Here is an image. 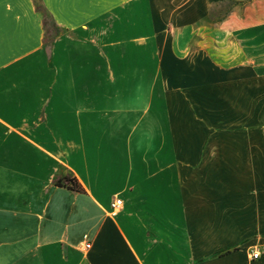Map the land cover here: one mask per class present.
<instances>
[{
  "label": "crops",
  "instance_id": "obj_1",
  "mask_svg": "<svg viewBox=\"0 0 264 264\" xmlns=\"http://www.w3.org/2000/svg\"><path fill=\"white\" fill-rule=\"evenodd\" d=\"M41 2L47 41L35 0H0V264H264V0ZM133 45L179 186L132 172L110 193L87 113Z\"/></svg>",
  "mask_w": 264,
  "mask_h": 264
},
{
  "label": "rangeland",
  "instance_id": "obj_2",
  "mask_svg": "<svg viewBox=\"0 0 264 264\" xmlns=\"http://www.w3.org/2000/svg\"><path fill=\"white\" fill-rule=\"evenodd\" d=\"M126 51L127 56L115 65L117 81H107L104 75L97 112L87 113L85 139L103 140L101 145L99 141L88 144V150L98 154L94 156L100 159L104 173L108 170L116 178L109 185L110 193L123 186L132 172L133 179H143L150 186L176 188L178 175L175 169H170L175 168V160L153 154L166 131L165 140H171L169 129L160 118V85L155 80L157 61L151 55L153 51L136 45ZM96 118L97 125L91 124ZM95 161L91 160L92 164Z\"/></svg>",
  "mask_w": 264,
  "mask_h": 264
},
{
  "label": "trees",
  "instance_id": "obj_3",
  "mask_svg": "<svg viewBox=\"0 0 264 264\" xmlns=\"http://www.w3.org/2000/svg\"><path fill=\"white\" fill-rule=\"evenodd\" d=\"M37 9L44 13V25L47 29L46 41L54 38L56 36L57 28L54 22L51 20L48 12L46 11L41 0H35ZM56 184L59 186H65L66 188L75 191L82 192L83 188L75 177L68 176L65 179H59L56 181Z\"/></svg>",
  "mask_w": 264,
  "mask_h": 264
},
{
  "label": "built area",
  "instance_id": "obj_4",
  "mask_svg": "<svg viewBox=\"0 0 264 264\" xmlns=\"http://www.w3.org/2000/svg\"><path fill=\"white\" fill-rule=\"evenodd\" d=\"M123 208V201L120 198H116L112 203H111V216L115 217L117 216L120 211ZM85 247L86 249H90L91 248V242L90 241H86L85 243ZM260 253H254V258H259Z\"/></svg>",
  "mask_w": 264,
  "mask_h": 264
}]
</instances>
